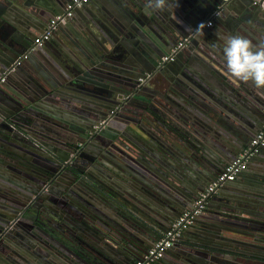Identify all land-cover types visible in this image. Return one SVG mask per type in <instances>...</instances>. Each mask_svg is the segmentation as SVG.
Returning a JSON list of instances; mask_svg holds the SVG:
<instances>
[{"label":"water","instance_id":"1","mask_svg":"<svg viewBox=\"0 0 264 264\" xmlns=\"http://www.w3.org/2000/svg\"><path fill=\"white\" fill-rule=\"evenodd\" d=\"M68 1L0 0V212L14 205L7 191L24 192L36 176L54 173L48 143L88 132L120 103L114 93L129 91H119L122 84L144 78L157 91L162 78L165 88L150 99L161 105L166 95L170 109L153 107L127 119L116 178L84 177L73 168L82 186L68 189L66 204L57 203L41 223L56 247L75 254L73 264H133L264 123V89L232 77L222 52L230 35L264 42V0H166L164 11L147 8L148 0H91L33 46ZM216 9L212 26L223 18L230 23L211 37L205 22ZM212 78H222L221 84ZM87 119L89 127L82 122ZM262 154L264 146L256 153ZM249 169L219 186L153 264H264V176L247 183ZM94 194L116 208L117 219L108 221ZM93 220L103 229L83 240L82 223L96 231ZM26 248L37 251L27 264H67L48 244Z\"/></svg>","mask_w":264,"mask_h":264},{"label":"flooded vegetation","instance_id":"2","mask_svg":"<svg viewBox=\"0 0 264 264\" xmlns=\"http://www.w3.org/2000/svg\"><path fill=\"white\" fill-rule=\"evenodd\" d=\"M205 28H207L206 24ZM185 40L186 38L180 41L175 49L182 46ZM172 59V57L169 58V55H167V58L163 57L164 61H170ZM162 77H165V73ZM160 79L157 91H155L156 89L153 86H149L150 80L148 82L144 78H139L138 83H133L134 86L125 83L122 84V88L119 91H125L126 88H129V91L121 92V94H118V91L114 93V99L116 98L120 103L110 108L108 110L109 113H101V117L97 119L98 123L92 124L88 132H83V134L78 133V136H80L78 138H75V135H73L72 139H67L65 136H62L60 139L47 144L54 152L52 153L54 156V159H52L54 173L51 174V177L48 178L45 175L36 176L37 180L29 184L24 192L7 191V194L11 197L14 195L13 198H10L14 202V205L4 212H0V264H27V260L24 261V259L27 256L30 257L32 252H37L36 250L27 249L26 246L28 243H35L36 246H42L44 248L48 244L50 251H47L59 256L63 263L73 264L77 261L75 254L72 256L70 253L69 247H56L57 242L53 235L50 232L46 233V228L42 227V220L49 218V215L52 217V210L57 203L59 205L66 204V191L68 189L75 188L76 185L82 186L79 185L81 181L77 177L76 173L78 172L73 168H80L82 171L78 174H82L84 177L97 174L100 176L103 175L102 179L105 181L111 177L116 178L115 167L118 166V160L121 156L118 153V149L120 148V132L126 130H124V125L129 119L131 120L132 113H147V110L151 111L150 108H158L151 101L150 95L153 94V91L155 95L162 93L165 85L163 79ZM142 83L148 84L149 87H147L146 91H140ZM119 95L121 97H118ZM137 96L142 97L143 99L141 100L143 102ZM82 122L86 127H89L92 121L91 119H87ZM125 134L130 135L128 132H125ZM42 151L45 152V150ZM46 151L48 150L46 149ZM7 160L13 162L10 157L6 158ZM48 163L51 162L48 161ZM14 167H18V163ZM93 198L96 204L103 210L105 208V211L110 215L108 221L117 219L116 208L104 202L102 196L94 194ZM82 225L85 227L86 235L82 231L80 233L85 237L89 236L90 230L97 232L103 229L95 220L92 221V225L95 226L94 229H97L96 231L92 230L90 225L84 223ZM84 236L82 237L83 240H85ZM56 249H58V254ZM81 254L82 252L79 255L81 256ZM32 262L35 263L34 261Z\"/></svg>","mask_w":264,"mask_h":264},{"label":"built area","instance_id":"3","mask_svg":"<svg viewBox=\"0 0 264 264\" xmlns=\"http://www.w3.org/2000/svg\"><path fill=\"white\" fill-rule=\"evenodd\" d=\"M88 1L89 0H69L65 5L64 10L54 15L53 18L48 21L42 33L38 34L34 38L33 44L40 45L44 41L49 40L57 26L65 23L72 16L75 9L84 6L88 3ZM219 13V9H216L213 13H211L210 18L205 22L206 26H211L212 19ZM24 56L25 53L22 57ZM171 57L172 54L169 55V58ZM164 58H167V56H164ZM17 63H19V61H17ZM263 146L264 123L250 139L246 148H244V150L239 153L234 160L224 164L214 180L207 184L204 189L197 194L192 207L182 211L174 222L170 224L169 228L162 232L157 241L144 251L133 264H153L156 260L162 257L164 252L171 248L178 240L181 232L191 225L197 214L202 211L206 201L216 191V189L226 181L233 180L240 172L246 169L248 161L256 155V153Z\"/></svg>","mask_w":264,"mask_h":264},{"label":"clouds","instance_id":"4","mask_svg":"<svg viewBox=\"0 0 264 264\" xmlns=\"http://www.w3.org/2000/svg\"><path fill=\"white\" fill-rule=\"evenodd\" d=\"M147 8L164 11L166 0H148ZM204 24H200V29ZM223 56L228 72L235 79L247 83L251 81L256 89H264V42L253 44L243 35H230L225 38Z\"/></svg>","mask_w":264,"mask_h":264},{"label":"crops","instance_id":"5","mask_svg":"<svg viewBox=\"0 0 264 264\" xmlns=\"http://www.w3.org/2000/svg\"><path fill=\"white\" fill-rule=\"evenodd\" d=\"M103 1H105V0H98V4H103ZM100 2V3H99ZM106 2V1H105ZM208 18H210V14H208ZM223 21L221 22H219V27L217 26V25H213V26H211L209 29L210 30H212V35H211V37H213V31H215V30H219V32H224V30L228 27V24L230 23V21L229 20H227L226 18H223L222 19ZM229 21V22H228ZM218 27V28H217ZM215 34V33H214ZM62 36H65V34H61ZM204 35H206L205 33H204ZM53 36V35H52ZM202 46V45H201ZM212 51L214 52V53H217L216 52V50H215V48L214 49H212ZM211 55H213V53L210 51L209 52ZM196 55H199L200 53H198V52H196L195 53ZM196 57V56H195ZM194 57V58H195ZM199 57L200 58H203V56H200L199 55ZM213 57H214V59L215 60H217V61H219V62H221L220 60H219V58L217 57V55H213ZM194 62H196L197 63V65L199 64L198 62H200V59L198 60V59H195L194 60ZM216 65V67L218 68V69H220V70H224V69H222L221 68V66L220 65H218V64H215ZM201 68H202V66H201ZM203 69V68H202ZM225 72V71H224ZM215 76L216 77H218L219 78V76L215 73ZM214 81H218V83L219 84H221L220 82L222 81V78L220 79V80H217V79H215V78H212ZM229 89V88H228ZM159 100V99H158ZM160 101V100H159ZM161 105L160 104H157V106L159 107V108H161L163 111L162 112H166L165 110L168 108V109H170V107L168 106V104H169V102H168V99H167V97L165 96V98H162L161 99ZM172 111H174V113L177 111L176 109H172ZM247 166H249V170L252 172L251 174H246V178H244L245 180H248L247 181V183L248 182H250L249 180H252V178L253 179H259L260 177H259V175H263L264 176V154H262V155H256V156H254L253 158H251L249 161H248V164H247ZM244 182V181H243ZM216 210H220L219 208H215Z\"/></svg>","mask_w":264,"mask_h":264}]
</instances>
